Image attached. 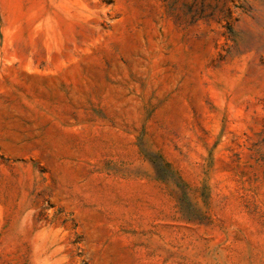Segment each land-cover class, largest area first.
I'll return each instance as SVG.
<instances>
[{"label":"rangeland","instance_id":"1","mask_svg":"<svg viewBox=\"0 0 264 264\" xmlns=\"http://www.w3.org/2000/svg\"><path fill=\"white\" fill-rule=\"evenodd\" d=\"M0 264H264V0H0Z\"/></svg>","mask_w":264,"mask_h":264}]
</instances>
